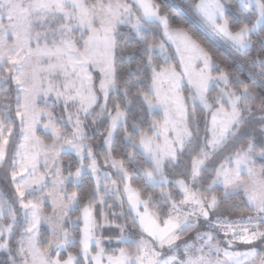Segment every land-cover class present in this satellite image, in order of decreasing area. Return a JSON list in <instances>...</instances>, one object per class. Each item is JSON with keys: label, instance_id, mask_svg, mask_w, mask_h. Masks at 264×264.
Instances as JSON below:
<instances>
[{"label": "snow or ice", "instance_id": "snow-or-ice-1", "mask_svg": "<svg viewBox=\"0 0 264 264\" xmlns=\"http://www.w3.org/2000/svg\"><path fill=\"white\" fill-rule=\"evenodd\" d=\"M0 264H264V0H0Z\"/></svg>", "mask_w": 264, "mask_h": 264}, {"label": "trees", "instance_id": "trees-1", "mask_svg": "<svg viewBox=\"0 0 264 264\" xmlns=\"http://www.w3.org/2000/svg\"><path fill=\"white\" fill-rule=\"evenodd\" d=\"M169 2H171V0H169ZM198 34L205 45L215 50L218 55L226 56L225 48L220 45L215 38L213 39V37L207 35L208 33L206 34L203 29H201Z\"/></svg>", "mask_w": 264, "mask_h": 264}, {"label": "rangeland", "instance_id": "rangeland-1", "mask_svg": "<svg viewBox=\"0 0 264 264\" xmlns=\"http://www.w3.org/2000/svg\"><path fill=\"white\" fill-rule=\"evenodd\" d=\"M205 33H206V34L208 33L207 35H209L210 32H206V31H205ZM210 34H211V33H210ZM209 36H211V35H209ZM212 36H213V35H212ZM213 38H215V37L213 36ZM215 39H216V38H215ZM216 41H217L220 45H222L217 39H216ZM222 46H223V45H222Z\"/></svg>", "mask_w": 264, "mask_h": 264}]
</instances>
